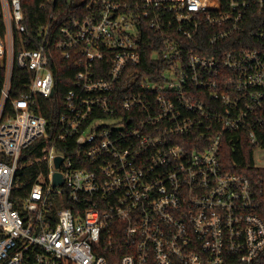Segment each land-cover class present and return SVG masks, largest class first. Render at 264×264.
<instances>
[{
    "label": "built area",
    "instance_id": "built-area-1",
    "mask_svg": "<svg viewBox=\"0 0 264 264\" xmlns=\"http://www.w3.org/2000/svg\"><path fill=\"white\" fill-rule=\"evenodd\" d=\"M46 2L28 36L21 0H0V264H262L264 175L226 172L223 153L264 133V0ZM56 56L76 74L49 131Z\"/></svg>",
    "mask_w": 264,
    "mask_h": 264
},
{
    "label": "trees",
    "instance_id": "trees-1",
    "mask_svg": "<svg viewBox=\"0 0 264 264\" xmlns=\"http://www.w3.org/2000/svg\"><path fill=\"white\" fill-rule=\"evenodd\" d=\"M24 10L25 25L27 27V35L35 36L38 29L49 22L50 15L53 10L56 9L58 5H51L46 2V0H21ZM55 17V16H53ZM257 19V18H256ZM258 20V19H257ZM257 20L254 19L255 22ZM261 20V19H259ZM214 33L211 28L202 27L201 32L196 37L195 47L200 49V47L209 46V37ZM171 34L167 33L165 39H167ZM179 40L183 45L188 48H193L194 43H189L187 39L182 37L181 34L178 35ZM161 43L163 40L159 35L155 34L151 30H146L141 36V65L138 70H140L143 76L148 77L150 80H154L156 69L159 68V63L153 59L155 51H160ZM189 45L191 47H189ZM193 48V49H194ZM53 60L52 69L56 81L57 95L53 99H38L37 101V113L48 121L49 131H51L58 123V119L61 114L64 113L63 98L66 93L73 88L75 81V70L70 66L68 60H64L59 56L55 57ZM261 144L258 147H254L249 143L240 141L239 143L226 144L223 153V164L225 171L228 173H238L245 174L247 176H254L255 172L264 175V169L255 167V152L258 149L264 150V133L260 134ZM40 144L38 145L41 146ZM36 151H30L23 158L24 162L29 157L37 156ZM27 156V157H26ZM33 157V158H34ZM38 168L36 166H28L25 168L19 176H21V181L17 182L18 189L15 190L13 198L21 200L27 197L34 181L37 179L36 174L38 173ZM32 175V176H31ZM22 183H25L23 187ZM1 239V234H0ZM262 264H264V253L261 256Z\"/></svg>",
    "mask_w": 264,
    "mask_h": 264
},
{
    "label": "rangeland",
    "instance_id": "rangeland-1",
    "mask_svg": "<svg viewBox=\"0 0 264 264\" xmlns=\"http://www.w3.org/2000/svg\"><path fill=\"white\" fill-rule=\"evenodd\" d=\"M255 164L258 167L264 168V150L260 149L255 152Z\"/></svg>",
    "mask_w": 264,
    "mask_h": 264
},
{
    "label": "water",
    "instance_id": "water-1",
    "mask_svg": "<svg viewBox=\"0 0 264 264\" xmlns=\"http://www.w3.org/2000/svg\"><path fill=\"white\" fill-rule=\"evenodd\" d=\"M60 162H61V159L58 158V159H57V164H59ZM60 182H61V177H60V175H56V177H55V185H58Z\"/></svg>",
    "mask_w": 264,
    "mask_h": 264
}]
</instances>
